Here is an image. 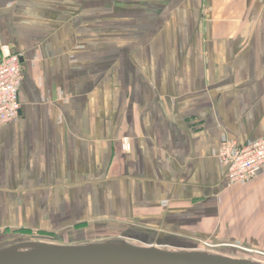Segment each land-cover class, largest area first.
I'll return each mask as SVG.
<instances>
[{"label": "crops", "instance_id": "0c3cea01", "mask_svg": "<svg viewBox=\"0 0 264 264\" xmlns=\"http://www.w3.org/2000/svg\"><path fill=\"white\" fill-rule=\"evenodd\" d=\"M2 47L23 80L0 246L20 229L264 246V169L231 186L219 157L264 140V0H0Z\"/></svg>", "mask_w": 264, "mask_h": 264}, {"label": "water", "instance_id": "95a60500", "mask_svg": "<svg viewBox=\"0 0 264 264\" xmlns=\"http://www.w3.org/2000/svg\"><path fill=\"white\" fill-rule=\"evenodd\" d=\"M0 264H264L221 251L148 245L117 236L69 244L22 240L0 247Z\"/></svg>", "mask_w": 264, "mask_h": 264}, {"label": "built area", "instance_id": "2783aa9c", "mask_svg": "<svg viewBox=\"0 0 264 264\" xmlns=\"http://www.w3.org/2000/svg\"><path fill=\"white\" fill-rule=\"evenodd\" d=\"M23 80L21 57L9 48L0 49V129L13 122L21 114L19 91ZM124 152L131 150L130 139H123ZM222 165L227 169L231 186H243L253 180L264 169V140L244 147L224 140L219 154Z\"/></svg>", "mask_w": 264, "mask_h": 264}, {"label": "rangeland", "instance_id": "374dc122", "mask_svg": "<svg viewBox=\"0 0 264 264\" xmlns=\"http://www.w3.org/2000/svg\"><path fill=\"white\" fill-rule=\"evenodd\" d=\"M122 145H123V142H122ZM12 231L13 233H21V234H17L16 236H13L12 238H8V242L6 244H4L3 246H7V245H10L12 243H15V242H18V241H24V240H43V241H48V242H51L49 240H57L58 238L61 239V235L64 234V232H61L59 234H56V235H50L47 236V235H39V233L37 232H28L27 230H10ZM7 233H11L9 232L8 229H0V234H7ZM59 236V237H57ZM104 236H109V237H117V234L112 236L111 234H102V233H99V234H94L92 236H88V233L86 232L85 233V239H89V240H93V239H97V237L101 238V237H104ZM123 237V236H121ZM48 239V240H47ZM75 241V240H74ZM145 244H148V245H154V244H150V243H145ZM164 245H168L170 246V244H164ZM207 246V245H213V243L210 241H206L204 242V244H202L201 246H198L197 248H202L204 246ZM3 246H0V247H3ZM173 246V245H171ZM214 246V245H213ZM216 246V245H215ZM176 247V246H174ZM193 247H196V246H193ZM226 247V246H225ZM228 247L230 248H219V251H222L224 253H228V254H249L253 257H256V258H262L264 259V246L263 245H251V244H247V245H237V244H230ZM218 250V249H216Z\"/></svg>", "mask_w": 264, "mask_h": 264}]
</instances>
